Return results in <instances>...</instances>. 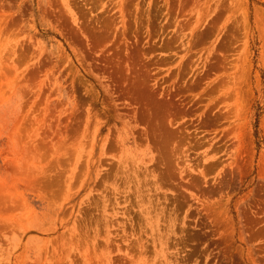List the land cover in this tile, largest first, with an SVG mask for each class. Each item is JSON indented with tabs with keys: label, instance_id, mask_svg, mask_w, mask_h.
<instances>
[{
	"label": "rangeland",
	"instance_id": "374dc122",
	"mask_svg": "<svg viewBox=\"0 0 264 264\" xmlns=\"http://www.w3.org/2000/svg\"><path fill=\"white\" fill-rule=\"evenodd\" d=\"M0 264H264V0H0Z\"/></svg>",
	"mask_w": 264,
	"mask_h": 264
}]
</instances>
